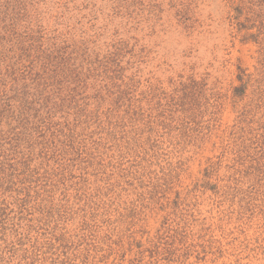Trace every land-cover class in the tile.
<instances>
[{
    "label": "rangeland",
    "instance_id": "obj_1",
    "mask_svg": "<svg viewBox=\"0 0 264 264\" xmlns=\"http://www.w3.org/2000/svg\"><path fill=\"white\" fill-rule=\"evenodd\" d=\"M237 1L0 0V53L110 135L92 161L120 207L83 263L264 264V46Z\"/></svg>",
    "mask_w": 264,
    "mask_h": 264
},
{
    "label": "trees",
    "instance_id": "obj_2",
    "mask_svg": "<svg viewBox=\"0 0 264 264\" xmlns=\"http://www.w3.org/2000/svg\"><path fill=\"white\" fill-rule=\"evenodd\" d=\"M233 11L245 17L246 33L257 29L248 35L252 42L264 46L255 27L264 0H238ZM13 52L14 45L0 53V264H85L101 245L98 225L110 220L111 203L120 207L119 199H108L92 161L100 138L110 135L96 119L84 127L90 119L61 91L54 94L40 78L20 73L24 64ZM30 63L25 73L34 68L33 58ZM262 79L254 83L261 87ZM238 81L232 94L243 97L250 80ZM121 209L114 215L118 226L129 217Z\"/></svg>",
    "mask_w": 264,
    "mask_h": 264
}]
</instances>
